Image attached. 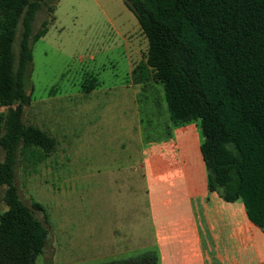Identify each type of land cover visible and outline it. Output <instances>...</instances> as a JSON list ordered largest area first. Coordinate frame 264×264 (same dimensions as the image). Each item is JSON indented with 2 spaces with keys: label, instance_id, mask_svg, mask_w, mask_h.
<instances>
[{
  "label": "trees",
  "instance_id": "1",
  "mask_svg": "<svg viewBox=\"0 0 264 264\" xmlns=\"http://www.w3.org/2000/svg\"><path fill=\"white\" fill-rule=\"evenodd\" d=\"M47 0H0V264H36L49 230L46 208L27 205L17 186V163L31 152L45 160L57 141L24 121L32 103L33 45L48 20L33 24ZM148 41L132 71L135 84L162 85L173 126L197 122L208 187L229 203L244 204L264 233V0H125ZM55 8V7H54ZM51 9V13L54 12ZM21 26L18 60L15 53ZM98 80L86 87H97ZM103 264H161L148 249Z\"/></svg>",
  "mask_w": 264,
  "mask_h": 264
},
{
  "label": "rangeland",
  "instance_id": "2",
  "mask_svg": "<svg viewBox=\"0 0 264 264\" xmlns=\"http://www.w3.org/2000/svg\"><path fill=\"white\" fill-rule=\"evenodd\" d=\"M46 20L48 33L33 45L34 90L24 121L55 138L57 147L45 160H39V151L37 156L21 154L16 180L22 200L27 205L41 203L48 215L47 222L36 212L49 230L36 264L120 260L126 258L120 253L125 248L149 244L153 238L152 209L142 174L134 168L140 159V116L126 87L131 86V62L124 45L129 43L130 53L139 51L133 60L138 63L148 41L125 0H47L33 24L34 34ZM20 37L21 26L14 48L17 60ZM95 77L97 87L88 92ZM146 126L143 115L144 137ZM185 126L196 130L202 144L198 123ZM174 127L194 160L188 134L180 132L183 126ZM200 151L196 149L200 172L195 171V184L204 191L208 171ZM4 158L0 146V163ZM5 191L0 186V215L7 210ZM160 220L168 224L170 215L161 212Z\"/></svg>",
  "mask_w": 264,
  "mask_h": 264
},
{
  "label": "crops",
  "instance_id": "3",
  "mask_svg": "<svg viewBox=\"0 0 264 264\" xmlns=\"http://www.w3.org/2000/svg\"><path fill=\"white\" fill-rule=\"evenodd\" d=\"M124 45L131 62L128 78L131 86L126 87L129 94L132 91L134 110L140 116L137 123L140 159L134 168L142 174L152 209L153 238L149 244L142 242L120 253L128 256L146 248L158 249L161 264H264L263 231L249 219L243 203L226 202L218 193L211 192L208 178L206 189H197L195 171L200 172V164L196 149L200 151L202 144L196 130L191 132L187 126L180 129L182 134H188L186 138L195 151L193 160L189 145L184 148L176 134L162 85L134 83L132 71L137 62L133 60L139 57V51L134 48L130 53L129 43ZM141 61L143 58L138 63ZM143 115L147 121L145 137ZM161 212L170 215L168 224L160 220Z\"/></svg>",
  "mask_w": 264,
  "mask_h": 264
}]
</instances>
